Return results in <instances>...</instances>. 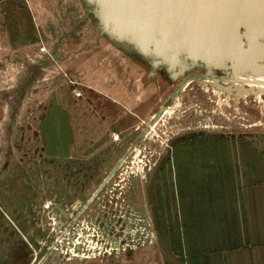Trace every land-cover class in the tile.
<instances>
[{"label": "rangeland", "instance_id": "rangeland-1", "mask_svg": "<svg viewBox=\"0 0 264 264\" xmlns=\"http://www.w3.org/2000/svg\"><path fill=\"white\" fill-rule=\"evenodd\" d=\"M102 24L86 0H0V264H199L211 180L264 181L263 93L174 77Z\"/></svg>", "mask_w": 264, "mask_h": 264}, {"label": "water", "instance_id": "water-1", "mask_svg": "<svg viewBox=\"0 0 264 264\" xmlns=\"http://www.w3.org/2000/svg\"><path fill=\"white\" fill-rule=\"evenodd\" d=\"M86 1L100 16L104 32L174 77L190 64L200 66L206 70L202 78L237 94L248 92L237 86L247 83L243 76L264 77V0ZM214 71L227 75L218 77Z\"/></svg>", "mask_w": 264, "mask_h": 264}, {"label": "crops", "instance_id": "crops-1", "mask_svg": "<svg viewBox=\"0 0 264 264\" xmlns=\"http://www.w3.org/2000/svg\"><path fill=\"white\" fill-rule=\"evenodd\" d=\"M208 176L204 175L199 178L203 179ZM231 179L233 180H211V184L226 183L224 185L227 188H224L223 196L215 204L209 202L210 210L206 208L205 211L207 217L209 216L206 219L207 226L202 221L198 228L197 226L192 227V231L207 232L210 237L207 239L200 237L197 240L199 244L196 247H200L201 251L191 253V262L264 264V181L242 186L239 175ZM200 198L204 197L200 196ZM201 211L197 213L204 218V207ZM190 215L194 217L192 213ZM190 221L193 222V219ZM214 236L217 237L215 243L210 240ZM190 247L195 249L193 244Z\"/></svg>", "mask_w": 264, "mask_h": 264}, {"label": "bare ground", "instance_id": "bare-ground-1", "mask_svg": "<svg viewBox=\"0 0 264 264\" xmlns=\"http://www.w3.org/2000/svg\"><path fill=\"white\" fill-rule=\"evenodd\" d=\"M244 80H248L246 81L247 83L245 84H239L237 86H243V87H248L251 89H256L259 90L261 93L264 94V79L262 78H258V79H253V78H244L242 77Z\"/></svg>", "mask_w": 264, "mask_h": 264}, {"label": "flooded vegetation", "instance_id": "flooded-vegetation-1", "mask_svg": "<svg viewBox=\"0 0 264 264\" xmlns=\"http://www.w3.org/2000/svg\"><path fill=\"white\" fill-rule=\"evenodd\" d=\"M107 182V181H106ZM109 182V181H108ZM107 182V183H108ZM105 187V185H103L102 187H100V189L96 192V194H95V197H97L98 196V194L102 191V189ZM61 207H57V212L59 213V218L61 219L60 220V224L58 225V227L60 228L59 230H61L62 228H64V226L66 225V223H65V220H67L68 219V215H69V213L67 212V211H65L64 209H62L63 211H65L66 213H67V218L65 219L64 218V216H63V214H61L60 213V209ZM30 251V250H29Z\"/></svg>", "mask_w": 264, "mask_h": 264}]
</instances>
